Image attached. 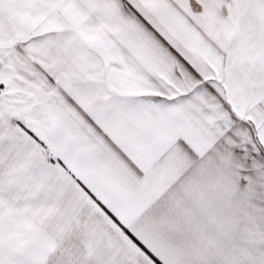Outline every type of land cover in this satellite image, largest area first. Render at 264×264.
Returning a JSON list of instances; mask_svg holds the SVG:
<instances>
[{
	"label": "snow or ice",
	"instance_id": "1",
	"mask_svg": "<svg viewBox=\"0 0 264 264\" xmlns=\"http://www.w3.org/2000/svg\"><path fill=\"white\" fill-rule=\"evenodd\" d=\"M0 264H264V0H0Z\"/></svg>",
	"mask_w": 264,
	"mask_h": 264
}]
</instances>
